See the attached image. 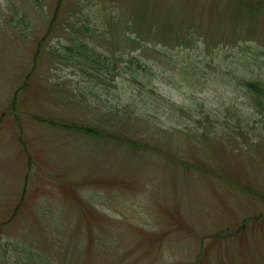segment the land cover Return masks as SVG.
<instances>
[{
  "label": "rangeland",
  "instance_id": "obj_1",
  "mask_svg": "<svg viewBox=\"0 0 264 264\" xmlns=\"http://www.w3.org/2000/svg\"><path fill=\"white\" fill-rule=\"evenodd\" d=\"M263 2L0 0V264H264Z\"/></svg>",
  "mask_w": 264,
  "mask_h": 264
},
{
  "label": "trees",
  "instance_id": "obj_2",
  "mask_svg": "<svg viewBox=\"0 0 264 264\" xmlns=\"http://www.w3.org/2000/svg\"><path fill=\"white\" fill-rule=\"evenodd\" d=\"M61 49L66 51V55L61 54L64 59L70 60L71 63L75 64V58L78 59L77 63L79 68H96L101 71L96 72L97 78H103L105 75H110L111 73H119V70L113 65V61L108 60L102 54L95 52L93 49L89 48L86 44L73 42L70 45H62ZM52 51V50H51ZM56 54V50H53ZM49 52V51H47ZM50 53V52H49ZM128 59V58H126ZM133 67V65H131ZM139 71L143 72L144 79L151 77V71L146 70V65L142 62L138 63ZM134 68V67H133ZM136 70H132L131 77L133 81H136L137 75L141 74L139 71L137 75H134ZM137 83V82H136ZM239 84L242 87L244 93L251 98L252 102L256 105H261L264 102V82H261L257 78H239ZM263 99V100H262ZM176 106V105H175ZM89 203V202H88ZM90 204V203H89ZM29 254L32 255L34 252L33 248L28 249ZM36 264L39 263L38 258L35 260Z\"/></svg>",
  "mask_w": 264,
  "mask_h": 264
}]
</instances>
